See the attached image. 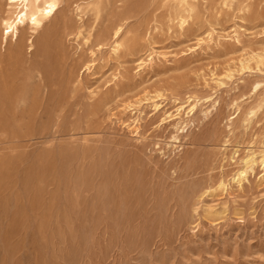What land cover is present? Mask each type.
Returning a JSON list of instances; mask_svg holds the SVG:
<instances>
[{
	"label": "rangeland",
	"instance_id": "374dc122",
	"mask_svg": "<svg viewBox=\"0 0 264 264\" xmlns=\"http://www.w3.org/2000/svg\"><path fill=\"white\" fill-rule=\"evenodd\" d=\"M77 1L0 41V264H264L263 165L231 181L264 153V0H186L183 26L180 0Z\"/></svg>",
	"mask_w": 264,
	"mask_h": 264
},
{
	"label": "bare ground",
	"instance_id": "6f19581e",
	"mask_svg": "<svg viewBox=\"0 0 264 264\" xmlns=\"http://www.w3.org/2000/svg\"><path fill=\"white\" fill-rule=\"evenodd\" d=\"M5 1H6L5 8L3 10L2 9L0 10V41L5 42L7 44L9 37L14 38L16 41L19 40L21 30H25L29 28L35 31L41 28L46 20L50 19L53 15L56 14V12L61 8L65 0H5ZM180 2L181 4H185V6L184 9L177 15V19H179L180 25L183 26L192 17L193 9L186 0H180ZM74 8L77 12L84 11L83 13L85 15L89 12H93L96 16L99 15L101 10L100 5L98 3L93 5L86 0L77 1L74 4ZM79 19H81V17ZM81 28L82 25L79 26L77 32L79 36L83 34ZM122 31H123L122 25H117L114 28L113 31L114 52H117L122 45L121 42L119 41V37L121 36ZM216 32L217 29L213 27L212 31L209 32L208 34V38L212 39ZM83 38H84V44L86 45L92 42L90 36H84ZM206 41L207 40L204 37H200L197 39V45L204 44L206 43ZM29 43L31 45L30 48L32 49L33 40L32 39L29 40ZM96 46L98 47V49L103 47V45L101 44H97ZM155 56L165 57L166 54L159 52L158 50L155 49V47H153L152 51L149 54V59L147 58L148 60L142 59L141 61H139L138 64L140 68L143 66L146 67L149 64L153 63V59ZM93 65H94L93 62L86 63L83 67L84 69L83 71L90 72L92 70ZM256 85H257L256 88H258L260 86V83ZM208 99L211 98L207 97L203 101H210ZM159 100H162L161 94H157L153 97H149L145 99L137 98L136 100H129L127 102H124L121 109L126 112L129 111L131 114L134 113V115L136 116L131 121L127 120L122 122L123 125L122 129L129 131V133L133 136L142 138V134H141L142 107L144 106V104H148V102H144V101L151 102V106L154 107L155 112H159L164 107L163 101L161 102ZM217 103L218 101L216 100L213 101V103L211 104L213 107H216ZM178 104L179 105L175 107L174 112L166 113V116L161 121L162 123L166 121L167 122L180 121L183 119L184 115H186V117H193L198 106L202 104V101L201 98L195 97L194 99L189 100L188 104L187 103H178ZM185 128L186 126L183 127L182 132L185 130ZM172 139L178 141L179 136L174 134L172 136ZM258 163L263 165V169H264V153L262 154L260 160H258L256 156L248 155L244 160V168L242 170H239L235 174L236 176H234L233 180L231 181H236L237 183L241 184L244 180L247 179V175L249 171L251 170L253 172L255 166ZM218 187L225 190L229 188V184H227L224 180H220L218 182Z\"/></svg>",
	"mask_w": 264,
	"mask_h": 264
}]
</instances>
